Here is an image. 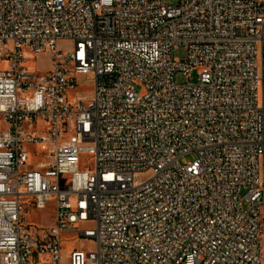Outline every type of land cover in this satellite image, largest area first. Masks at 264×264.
<instances>
[{
    "label": "built area",
    "instance_id": "obj_1",
    "mask_svg": "<svg viewBox=\"0 0 264 264\" xmlns=\"http://www.w3.org/2000/svg\"><path fill=\"white\" fill-rule=\"evenodd\" d=\"M0 62V264H264V0H0Z\"/></svg>",
    "mask_w": 264,
    "mask_h": 264
},
{
    "label": "rangeland",
    "instance_id": "obj_2",
    "mask_svg": "<svg viewBox=\"0 0 264 264\" xmlns=\"http://www.w3.org/2000/svg\"><path fill=\"white\" fill-rule=\"evenodd\" d=\"M177 0H164L166 4H174ZM61 48L68 47L69 45L66 43H59ZM187 57V48L185 45H178L175 48V58L178 60H184ZM29 68H33L38 70L41 73H45L48 69L51 68L52 65V57L49 52H43L38 54L36 59L33 62H27L26 64ZM0 66H4V63L0 62ZM198 69H194L192 73L189 75H182L179 74L176 77V80L179 83H186V82H196L197 78L196 75L198 73ZM90 78V77H89ZM87 84L90 83V80L86 82ZM131 87L138 91L139 93H143L144 89L142 85L138 81H133ZM194 159V154L189 153L180 158L181 163H187ZM93 157L88 154L82 155V162L81 168L85 169L88 168L91 170ZM35 162L34 157H31L29 165H33ZM29 211L25 215L24 209V216L23 219L26 222L31 223V230L36 231L38 228H48L53 225L54 223V214H55V206L53 202H50L46 205L43 209L38 208H28ZM81 249L83 251H93L94 250V242L90 239L79 238L77 235L74 234H67L63 237L62 241V256L64 262H67L70 257V253L73 250Z\"/></svg>",
    "mask_w": 264,
    "mask_h": 264
}]
</instances>
